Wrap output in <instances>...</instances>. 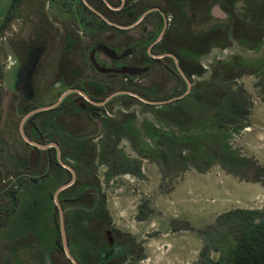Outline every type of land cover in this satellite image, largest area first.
I'll return each mask as SVG.
<instances>
[{
	"label": "rangeland",
	"instance_id": "1",
	"mask_svg": "<svg viewBox=\"0 0 264 264\" xmlns=\"http://www.w3.org/2000/svg\"><path fill=\"white\" fill-rule=\"evenodd\" d=\"M9 1L0 0V264H47L45 252L55 246V233L59 234L51 192L69 174L57 177L49 172L32 180L27 175L32 170L26 159L28 144L18 123L32 106L51 103L69 86L67 81L60 85L54 82H62L64 76H71L73 68L79 67L78 49H87L90 42L106 41L110 36L117 41L122 32L103 25L93 11H86L82 5L76 10L78 0H15L9 19L4 21ZM123 1L119 14L131 12L135 17L146 7L140 0ZM157 1L174 15L172 23L159 32L163 38L172 37L178 46L187 42L194 47L204 46L192 52L177 49L184 62L188 61V72H183L191 84L185 91L186 84L179 73L176 80H169V70L161 62L142 58L146 49H136L140 55L137 62L148 65L146 72L139 74L135 70L130 76L137 82L130 81L124 87L116 81L104 83L99 98L122 88L157 102L182 95L165 103H148L127 92L111 97L105 106L108 112L102 110L105 130L99 140L108 145L103 158L107 156L118 163L116 167L134 169L138 163L144 164L145 172L139 184H134L131 171L113 175L112 167L97 159L85 169L90 178L94 173L98 175V185L93 180L85 182L80 175L72 190H63L61 195L69 197L87 183L89 189L98 190V197L91 206L82 200H65V219L71 228L70 238L75 241L72 251L77 256L82 250L99 247L97 237L93 244L82 238L83 231L89 230L81 221L108 207L110 211L114 209L112 214L119 227L131 229L123 241L126 247L119 264H214L231 242L233 223L230 217L217 218L218 215L233 208L264 213V184L253 179L264 178V13L253 29L248 26L246 34L250 36L245 37L240 21L248 22V0H204L196 13L185 0H176L177 8L167 0ZM119 2L113 0V5ZM259 2L264 9V0ZM225 5L230 7L227 13ZM38 15L50 21L54 35L41 36L37 32ZM219 17L227 18L220 22ZM185 18H191L194 27L187 25ZM205 18L208 26L214 27L209 37V32L202 34L207 29L202 26ZM28 19L33 31L29 38ZM63 25L66 29L76 28L81 35L76 42L69 34L64 37ZM200 34L205 38L197 40ZM22 37L23 46L41 49L38 59L31 62L32 78L53 84L39 93L37 101L25 104L15 101L11 62V49H22ZM95 56L98 63L103 61L100 52ZM81 69L82 75L94 76L89 62H83ZM73 96L70 93L60 106L43 115L72 103ZM12 103H16L13 109ZM10 193L15 194L14 201ZM143 198L148 201L144 209L149 206L152 211L141 220L135 214ZM80 222L81 236L76 234Z\"/></svg>",
	"mask_w": 264,
	"mask_h": 264
},
{
	"label": "flooded vegetation",
	"instance_id": "2",
	"mask_svg": "<svg viewBox=\"0 0 264 264\" xmlns=\"http://www.w3.org/2000/svg\"><path fill=\"white\" fill-rule=\"evenodd\" d=\"M140 1L146 7L139 15L134 17L131 12L119 14L118 11L124 7L123 0H120L119 4L116 5H113V0H78V4L75 5L77 6L76 10L81 9V2H83L94 12L95 17L103 25L112 30L116 29L122 32L121 37L117 41L111 36L106 41L95 40L87 45V49H78L80 52L79 67L73 68L71 76L68 78L64 76L62 82L61 80L60 82H54L55 84H59L67 81L69 86L62 90L59 96L51 103L32 106L19 120L18 129L28 144L26 159L29 168H32L31 171H27V175H30L32 180H36L48 175L49 172L55 174L57 177L63 175L65 172L69 174V178L62 184H58L56 189L51 193L54 207L58 212V222L56 220L55 224L56 226L58 225L59 234L56 236L55 246L45 252L47 264H119V259L122 258L124 248L126 247L123 241L125 236H129L130 233L120 229L113 223L106 207L92 212L90 216L81 221L85 224L87 223L89 230L83 231L85 232L83 235L85 237L82 238L87 239L90 244H93L94 238L97 237L99 239L98 249L82 250L80 256H77L72 251L75 241H72L70 238L71 228L68 227L65 219L64 210L66 206L64 205V201L71 200L78 203L82 200L88 206H91L94 199L98 197V190L89 189V184L86 183L82 186L83 188H80V190L74 192L69 197L61 195V192L65 190V192L69 193L74 187L72 184H75L76 179L80 178V175L83 176L85 182L93 180L98 185L99 180L96 177L98 175L94 173L95 176H91V179L85 168L92 167L96 160L100 158L108 163L107 159L109 158L107 156L103 158V155L107 154L108 145L99 140V138L105 130V123L103 122L105 114L102 110H106L105 106L113 95L127 92L148 103H165L182 95L168 97L157 102L144 98L134 91L122 88L113 90L104 97L99 98L98 94L103 90L104 83L116 81L118 84H121L119 87H124L130 81L137 82L136 78H131L130 76L135 70L139 74L143 71L146 72L148 65L137 62L140 60V55L136 52V49H146L142 58L152 59L157 63L161 62L165 69L169 70V80H176V76L179 73L186 84V91L191 84L185 74L188 72V67L186 66L188 61L184 62L185 60L179 56L177 49H187L190 52L194 49H204L203 44L194 47L190 42H187L184 46H178L172 37L168 39L163 38L159 32L163 27L166 29L172 23L174 15L170 11L171 9L157 0ZM167 1L175 8L179 5L176 0ZM185 2L191 6L192 0H185ZM223 9L227 13V9ZM35 18L37 32L41 36L54 33L50 30V28L54 29L53 25H50V21L47 18L45 19L39 15ZM219 18L220 22H225L227 17ZM28 21L29 19L25 22L28 27L29 33L27 36L29 38L33 34V31L29 29ZM184 22L187 25L190 23L193 26L191 18H185ZM204 22L202 26H206L207 29L203 30L202 34L208 32L206 18ZM137 24H139L137 29L132 31L133 29L131 28ZM63 27L64 37L66 34H69V38L73 42H76L81 36L77 33L76 28L67 27L66 29L64 25ZM196 36L197 40L204 38L201 34ZM23 44H25L24 37L19 41V46L22 49H11L14 56V59L11 61L14 66L13 86L17 93V100L15 101L21 104L37 101L39 93H44L46 89L53 85L47 82L41 83L32 78L31 71L34 68V64L31 62L34 59H38L41 49L25 47ZM62 44L66 46L65 39H62ZM153 49H157V51L155 52ZM96 52L102 54L101 59L103 61L99 63L96 61ZM83 62H89L90 67L94 71V76L81 74ZM188 81L190 84H188ZM138 82H141V79H138ZM70 93L74 94L72 103L68 105L64 103L63 106L61 105L62 107L55 109V112L53 111L52 114L43 115V112L47 111V113H50L49 110L60 106L63 99ZM15 105L16 103L12 105V109ZM72 105L77 109H73ZM11 112L13 111L11 110ZM28 112L30 113L28 114ZM21 123L27 139L21 133ZM57 167H59L58 170H56ZM81 168H84L85 171H81ZM9 195L14 201L15 194L10 193ZM1 200L2 198L0 197ZM57 202L60 204L62 210L64 238L61 231ZM81 222L77 224L76 228V234L78 233L80 236L83 234V232H80V228H78L80 225L83 226Z\"/></svg>",
	"mask_w": 264,
	"mask_h": 264
},
{
	"label": "trees",
	"instance_id": "3",
	"mask_svg": "<svg viewBox=\"0 0 264 264\" xmlns=\"http://www.w3.org/2000/svg\"><path fill=\"white\" fill-rule=\"evenodd\" d=\"M203 1L204 0H194L191 2V6L193 7L195 13L197 12L196 10L198 6L200 8L203 6ZM14 2L15 0L9 1L4 14V21L9 19L11 6L14 4ZM247 3L248 5L246 10L249 14L248 22L240 21L242 24L241 26L245 30V33L243 34L245 37L250 36L246 34L247 30L250 29L248 26H251V29H253L252 25L258 23L260 21L259 17H262V14L264 13L263 6L260 4L259 0L255 3L253 0H248ZM81 5L86 11L92 12L83 2H81ZM225 8L230 11V7L228 8L225 5ZM212 30H214V27H212V25L211 28L208 26L207 31L209 33L206 35V37H209V34ZM2 97V92L0 90V105L2 103ZM116 155V151H113V156ZM107 162L109 167H112V174H117L123 171H131L139 176L143 174L140 163L137 164L136 168L131 169L128 167H116L118 163H113L109 159H107ZM253 179L260 180L264 184V178H261L260 176H255ZM146 204H148V201L144 198L139 202L138 210L135 214L137 219H145L149 212L152 211L151 207L149 206L147 207V210L144 209ZM223 215L233 219L231 230L229 232L231 242L227 248L223 250L221 259L217 262H214V264H264V213L258 212L256 209L246 210L244 208H233L225 213H220L217 218H220Z\"/></svg>",
	"mask_w": 264,
	"mask_h": 264
},
{
	"label": "crops",
	"instance_id": "4",
	"mask_svg": "<svg viewBox=\"0 0 264 264\" xmlns=\"http://www.w3.org/2000/svg\"><path fill=\"white\" fill-rule=\"evenodd\" d=\"M141 171H142V173L144 174V172H145V165L144 164H142L141 165ZM123 172H125V171H123ZM119 173H121V172H119ZM119 173H117V174H119ZM128 173H131L130 171L128 172ZM114 175V174H113ZM116 175V174H115ZM131 175H133V183L134 184H137L140 180H141V178H140V176L139 175H137V174H135V173H131ZM139 184V183H138ZM58 185V184H57ZM57 185H56V187H57ZM56 187H55V189H56ZM54 189V190H55ZM133 189V188H132ZM53 190V191H54ZM127 190H128V188H127ZM132 192V191H131ZM52 193V192H51ZM51 199H52V196H51ZM114 201L113 200H111V205L113 206V204H114V206L116 205L115 203H113ZM138 202V201H137ZM137 202H136V204H137ZM140 202V201H139ZM139 202H138V204H139ZM52 204H53V206H54V202H53V199H52ZM138 206V205H137ZM107 208V210H108V213H109V215H110V217H111V219H112V221H113V223L117 226V227H119L118 225H117V223H115L116 222V220H115V218L113 217V214H112V211L114 210V209H112L111 211H110V209L108 208V207H106ZM54 209H55V207H54ZM56 222V221H55ZM56 225V224H55ZM120 229H122L121 227H119ZM122 230H124V229H122ZM129 231V230H131V229H129V228H127V227H125V231ZM57 236V234L55 233V237ZM56 239V238H55ZM56 241V240H55Z\"/></svg>",
	"mask_w": 264,
	"mask_h": 264
},
{
	"label": "water",
	"instance_id": "5",
	"mask_svg": "<svg viewBox=\"0 0 264 264\" xmlns=\"http://www.w3.org/2000/svg\"><path fill=\"white\" fill-rule=\"evenodd\" d=\"M213 11H215V13L217 12V8H216V6H215V8H214ZM188 84H190L189 81H188ZM132 93H133V92H132ZM30 112H32V111H30ZM30 112H28V114H29ZM20 129H21V133H22V135L27 139V136L25 135V133H24V131H23V128H22V123H21ZM57 206H58V209H59V217H60V224H61L62 236H63V238H64L65 235H64V229H63L62 210H61V206H60V204H59L58 202H57Z\"/></svg>",
	"mask_w": 264,
	"mask_h": 264
}]
</instances>
